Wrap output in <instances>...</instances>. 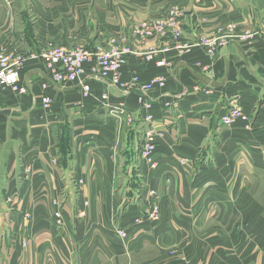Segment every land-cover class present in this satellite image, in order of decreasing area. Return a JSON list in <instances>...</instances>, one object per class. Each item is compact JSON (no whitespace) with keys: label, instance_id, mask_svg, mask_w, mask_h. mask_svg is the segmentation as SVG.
Here are the masks:
<instances>
[{"label":"crops","instance_id":"crops-1","mask_svg":"<svg viewBox=\"0 0 264 264\" xmlns=\"http://www.w3.org/2000/svg\"><path fill=\"white\" fill-rule=\"evenodd\" d=\"M173 6L178 36L135 37ZM263 32L264 0H0V48L25 55V92L0 87V264H264ZM111 36L130 51L122 86L92 61L54 81L39 56ZM231 101L246 123L221 125ZM147 115L154 171L135 165ZM153 190L159 220L134 222Z\"/></svg>","mask_w":264,"mask_h":264},{"label":"built area","instance_id":"built-area-1","mask_svg":"<svg viewBox=\"0 0 264 264\" xmlns=\"http://www.w3.org/2000/svg\"><path fill=\"white\" fill-rule=\"evenodd\" d=\"M177 20L178 16L171 14L170 27H172L175 36H178L176 27ZM152 30L153 23H146L137 26L133 33L136 38H142L153 33ZM257 33L256 31L251 33L246 32L240 34L238 37L242 41H247L252 39ZM262 34L264 35V32ZM116 40L117 42L111 40L108 48L98 47L94 50L84 46H76L68 50L55 48L47 50L39 56L47 70L50 71L54 81L61 83L75 81L82 73L84 63L92 61L90 73L93 77L98 79L109 78L112 85L122 86L123 84L120 82V69L126 62V55L130 51L127 46H120L117 44L119 41L123 42L125 40L124 37L120 36ZM214 42L215 40H212V44H214ZM201 43L207 45L204 41ZM0 58V87L10 88L17 93L25 92V88L19 84V72L23 65V58L15 54H10L8 56L1 55ZM80 86L85 93L89 91L88 85L80 83ZM41 102L44 106H47L50 103V99L48 97H41ZM143 108L149 110L151 109V104L144 103ZM225 115H227V117H224V119L220 117L223 125H228L238 119L244 118V115L236 109L234 112L227 111ZM144 120L148 123H152L153 121L149 115L145 116ZM154 125L155 124H153V127ZM151 134L152 133H148L149 139H152Z\"/></svg>","mask_w":264,"mask_h":264},{"label":"rangeland","instance_id":"rangeland-1","mask_svg":"<svg viewBox=\"0 0 264 264\" xmlns=\"http://www.w3.org/2000/svg\"><path fill=\"white\" fill-rule=\"evenodd\" d=\"M19 5H20V7H18V8H22L21 7V2H19ZM169 10H171V11H170L168 17L165 20H160L159 21L160 24H157L155 22H152L153 23V30H152L153 34H155V33H163L166 30L172 29V27H170V17H171V14L179 16L181 14V12H180L181 10L178 9L177 7H174V6H173V8H170ZM12 22H14V21H12ZM152 23H150V24H152ZM176 27L179 28V26H177V24H176ZM246 32L251 33V31H245V32L243 31V32H241V34L242 33H246ZM118 37L119 36H111L109 38V40L110 41L111 40H115V42H117L116 39ZM204 41H205V43L212 44V42H209V41H206V40H204ZM211 51H212V48L209 49V52H211ZM18 52L19 53H22L20 51H18ZM10 54H12V53H9L6 50H2L0 48V56L1 55L2 56L3 55H7L8 56ZM15 55L21 56L23 58V60H24V57H25L24 54L23 55H21V54H15ZM235 109L238 110L242 115H244V113H243V111H242V109L240 107L239 102L238 101H231V106L229 107L228 112L229 111H233L234 112ZM120 112H122V110H120ZM120 112H118V113H120ZM224 115L221 116L222 119H224V117H227V115H225V116ZM247 119L248 118L244 115V118L243 119H240V120L243 121L244 123H246L247 122ZM220 123H221V118H220ZM230 124H228V125H230ZM156 125L157 124H155L154 127H153V123H149L144 128L143 133H142V136L140 138L141 144L139 145V148L137 149L136 155H135V165L136 166H138V167L139 166H146V167H148L149 169H151L153 171L156 170V169H158V167H159V163L156 160V151H157V145L156 144H157V139L161 135V132H159L158 126H156ZM221 125H223V124L221 123ZM228 125H223V126H228ZM153 128H154V132H153ZM148 133L149 134L152 133L151 134L152 139H149ZM181 162L182 163H186L187 162V159H181ZM53 163H55V160H53ZM23 171L27 175V173H29L31 171V168L30 167H25L23 169ZM158 196H159V194L155 190L148 192V197H150L152 199V202H150V206L148 207V210L145 213L144 217L143 218L134 219V222L140 223V222H142V221L145 220V217H146L147 221H150V222H153V223H155V222H157L159 220L161 210H160ZM83 214H84V211H79V214L78 215H81L82 216ZM206 214L208 215V217H210L212 213L207 212ZM240 214L241 213H238L239 219H241L242 215H243V219H244L245 218V213H242L241 215ZM54 217L56 218L57 225H61L62 218H61L60 213L59 212L54 213ZM124 231H125L124 229H120V228L117 229L118 238H121L122 240L126 238L127 231H125V232ZM240 231H243L244 232L245 230H242V229L239 228V232H238L239 235H240Z\"/></svg>","mask_w":264,"mask_h":264}]
</instances>
